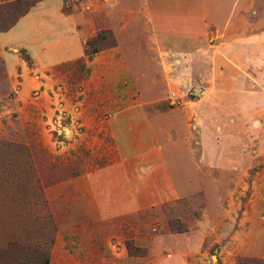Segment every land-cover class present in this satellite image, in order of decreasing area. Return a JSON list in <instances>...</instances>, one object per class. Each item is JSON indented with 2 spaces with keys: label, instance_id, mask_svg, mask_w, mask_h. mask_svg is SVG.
<instances>
[{
  "label": "rangeland",
  "instance_id": "374dc122",
  "mask_svg": "<svg viewBox=\"0 0 264 264\" xmlns=\"http://www.w3.org/2000/svg\"><path fill=\"white\" fill-rule=\"evenodd\" d=\"M38 1L0 0V264H264V0H60L115 43L47 89Z\"/></svg>",
  "mask_w": 264,
  "mask_h": 264
},
{
  "label": "crops",
  "instance_id": "0c3cea01",
  "mask_svg": "<svg viewBox=\"0 0 264 264\" xmlns=\"http://www.w3.org/2000/svg\"><path fill=\"white\" fill-rule=\"evenodd\" d=\"M40 2L24 16L39 8ZM57 2V13L61 21L55 23L53 28L56 31L55 40H40V38H38L30 42L29 46H27L28 44L26 45L31 54V61L36 65V69H34L36 75H34V77L38 79L40 83L39 87L42 89H47V82L43 79L44 77H48L46 73L47 70H53L63 63L77 61L79 59L89 60V56L86 54L87 40L89 38L86 29L82 27L76 15L66 14L65 11H63L60 0H57ZM229 2V0H224L219 4L225 7ZM8 45L15 50L17 49L15 45ZM4 57L10 73H16V75L23 77L21 89H24L28 78V75H26V73H28L26 60H24L21 55L14 52H6Z\"/></svg>",
  "mask_w": 264,
  "mask_h": 264
},
{
  "label": "trees",
  "instance_id": "16d2710c",
  "mask_svg": "<svg viewBox=\"0 0 264 264\" xmlns=\"http://www.w3.org/2000/svg\"><path fill=\"white\" fill-rule=\"evenodd\" d=\"M40 1H42V0H39L37 3H39ZM114 43H115V37H114L112 31L111 30H102L96 36H94L92 39H89L87 41L86 54L89 57H92V55L99 52V50L103 49L106 46L113 45ZM45 263L49 264V259H46Z\"/></svg>",
  "mask_w": 264,
  "mask_h": 264
}]
</instances>
